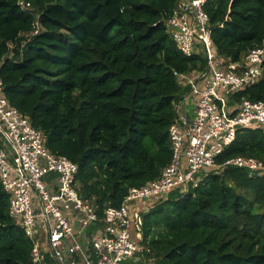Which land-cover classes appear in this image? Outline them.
I'll return each mask as SVG.
<instances>
[{"label":"trees","instance_id":"trees-1","mask_svg":"<svg viewBox=\"0 0 264 264\" xmlns=\"http://www.w3.org/2000/svg\"><path fill=\"white\" fill-rule=\"evenodd\" d=\"M0 0V76L10 103L78 164L84 199L121 206L172 157L170 126L184 91L175 72L205 69L167 31L180 0ZM218 54L240 61L264 45V0H208ZM38 21L40 29L35 33ZM264 101L262 79L232 95ZM264 162V131L242 128L217 162ZM0 181V264H33L34 243L9 214ZM157 264H264V176L241 167L211 172L143 213Z\"/></svg>","mask_w":264,"mask_h":264},{"label":"built area","instance_id":"built-area-1","mask_svg":"<svg viewBox=\"0 0 264 264\" xmlns=\"http://www.w3.org/2000/svg\"><path fill=\"white\" fill-rule=\"evenodd\" d=\"M207 2L180 0L164 20L179 50L188 57L204 56L207 66L175 72L187 90L176 102L177 117L170 126L171 160L156 179L132 187L119 207L101 211L99 204L80 196L78 164L49 149L44 132L10 103L0 76V181L9 194L10 216L34 243L33 264H42L47 252L56 264H121L135 254L137 264H157L144 241L145 211L175 190L189 193L206 175L229 165L264 176V162L254 156L217 162L240 129L264 131L263 100L232 101L233 94L262 79L264 45L249 50L240 61L219 55ZM19 3L30 8L24 0ZM36 22L35 33L40 29Z\"/></svg>","mask_w":264,"mask_h":264},{"label":"rangeland","instance_id":"rangeland-1","mask_svg":"<svg viewBox=\"0 0 264 264\" xmlns=\"http://www.w3.org/2000/svg\"><path fill=\"white\" fill-rule=\"evenodd\" d=\"M7 148H8V150H11V147H9V146ZM38 234L40 235L41 239L44 238V234L42 233L41 228L39 229ZM44 247H45V243H42V248H44ZM46 256H47V259L51 260V258L49 257V252L46 253ZM136 256H138V254H135L134 258L129 257V258L123 260L121 264H137L134 260L136 258ZM52 264H55V263L52 261Z\"/></svg>","mask_w":264,"mask_h":264},{"label":"crops","instance_id":"crops-1","mask_svg":"<svg viewBox=\"0 0 264 264\" xmlns=\"http://www.w3.org/2000/svg\"><path fill=\"white\" fill-rule=\"evenodd\" d=\"M185 90H187L186 88H184ZM187 108L188 110L191 109V101H188V104H187ZM147 204L145 203H141V206H146ZM54 263L55 261L53 259H51ZM50 259H47V256L44 258V260L42 261V264H52V261ZM56 264V263H55Z\"/></svg>","mask_w":264,"mask_h":264}]
</instances>
